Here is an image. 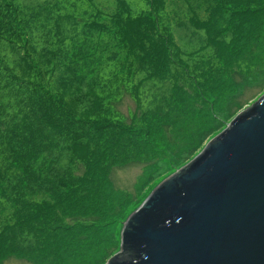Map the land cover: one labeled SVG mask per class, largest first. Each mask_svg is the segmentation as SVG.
Here are the masks:
<instances>
[{"label": "trees", "instance_id": "trees-1", "mask_svg": "<svg viewBox=\"0 0 264 264\" xmlns=\"http://www.w3.org/2000/svg\"><path fill=\"white\" fill-rule=\"evenodd\" d=\"M115 1L0 0V264L124 253L125 222L264 65V0ZM131 164L135 191L113 180Z\"/></svg>", "mask_w": 264, "mask_h": 264}, {"label": "water", "instance_id": "water-1", "mask_svg": "<svg viewBox=\"0 0 264 264\" xmlns=\"http://www.w3.org/2000/svg\"><path fill=\"white\" fill-rule=\"evenodd\" d=\"M121 239L109 264H264V95L158 184Z\"/></svg>", "mask_w": 264, "mask_h": 264}, {"label": "rangeland", "instance_id": "rangeland-1", "mask_svg": "<svg viewBox=\"0 0 264 264\" xmlns=\"http://www.w3.org/2000/svg\"><path fill=\"white\" fill-rule=\"evenodd\" d=\"M101 2L106 7H111L115 4V0H96ZM134 11L138 13L139 11L145 10L148 7L146 0H130ZM237 91L234 95L229 97L227 104L224 108L219 110V116H221L225 128L229 123H231L241 112L248 109L255 102H257L262 95H264V65L259 68L254 73L249 75H243L239 81V84L236 87ZM117 107L126 115H128L129 109L136 108L134 99L128 94L123 99L122 102L117 104ZM218 135V134H217ZM216 136V132H204L202 139H200V147L203 143L207 146L209 142ZM205 146V147H206ZM200 147L197 150H194L191 154L181 159V162L184 164L189 158L197 157L200 152ZM191 160V161H192ZM190 161V162H191ZM181 168V167H180ZM179 169V168H178ZM176 172V171H175ZM113 180L116 186L127 189L129 191L136 190L137 181L142 178L145 174L143 164H131L127 167H118L113 172ZM163 178V177H161ZM154 179V181H157ZM165 180V179H164ZM5 264H35L32 261L27 259L10 257L6 260Z\"/></svg>", "mask_w": 264, "mask_h": 264}]
</instances>
